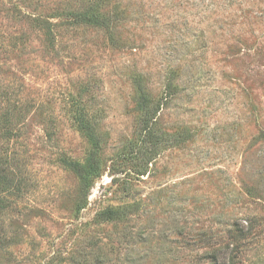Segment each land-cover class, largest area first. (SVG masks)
<instances>
[{"label": "rangeland", "instance_id": "1", "mask_svg": "<svg viewBox=\"0 0 264 264\" xmlns=\"http://www.w3.org/2000/svg\"><path fill=\"white\" fill-rule=\"evenodd\" d=\"M0 264H264V0H0Z\"/></svg>", "mask_w": 264, "mask_h": 264}, {"label": "trees", "instance_id": "2", "mask_svg": "<svg viewBox=\"0 0 264 264\" xmlns=\"http://www.w3.org/2000/svg\"><path fill=\"white\" fill-rule=\"evenodd\" d=\"M78 122L82 126L85 125L81 118L78 119ZM95 162L96 159L94 158L93 155L90 161L87 162L86 164H81L78 162H68L69 167L78 176L81 190H86L88 188V184L89 181L91 180V177L97 175L98 171H97V166L94 165ZM101 214L102 216L108 219L117 217V211L112 209L104 210Z\"/></svg>", "mask_w": 264, "mask_h": 264}]
</instances>
